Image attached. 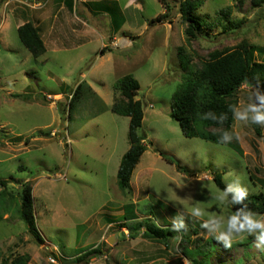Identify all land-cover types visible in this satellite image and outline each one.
Here are the masks:
<instances>
[{
  "label": "rangeland",
  "instance_id": "374dc122",
  "mask_svg": "<svg viewBox=\"0 0 264 264\" xmlns=\"http://www.w3.org/2000/svg\"><path fill=\"white\" fill-rule=\"evenodd\" d=\"M93 1L100 0H74L71 9L68 0H0V179L9 180L7 190L15 201L22 184L31 182L45 240L38 244L15 211L6 213L0 221V264L22 255L30 256L27 264H193L176 240L167 246L143 236V228L134 233L119 219H107L120 217L124 205L133 202L140 219L147 208L158 225L168 221L195 228L199 220L204 224L199 235L206 239L217 235V224L227 230V219L236 214L235 203L213 179L216 173L227 187L264 193V126L259 125L258 136L254 113L248 112L247 121L235 117L232 126L240 155L228 144L186 137L171 112L184 74L179 47L191 59L192 70L200 69L212 52L242 42L264 48V4L206 0L199 13L216 25L188 40L182 0H168L167 18L155 23L150 21L166 11L160 0H117L120 6L112 13L98 10ZM106 3L113 5L112 0ZM227 7L231 26L219 12ZM29 21L46 46L37 62L18 35V27ZM114 21H124L120 31ZM255 57L263 62L264 51L257 50ZM127 74L140 82L136 98L144 104L139 132L146 135V151L130 189L123 191L117 172L130 145V118L111 107L121 99L115 85ZM259 95L244 84L236 112L260 107ZM251 216L260 219L264 213ZM259 235V229L244 231L231 247L211 241L210 253L199 248L192 257L215 264H264V251L256 246ZM97 245L99 252L84 253Z\"/></svg>",
  "mask_w": 264,
  "mask_h": 264
},
{
  "label": "trees",
  "instance_id": "16d2710c",
  "mask_svg": "<svg viewBox=\"0 0 264 264\" xmlns=\"http://www.w3.org/2000/svg\"><path fill=\"white\" fill-rule=\"evenodd\" d=\"M113 5L106 3V0L93 1L96 8L100 11L111 12L112 9L118 8L120 5L117 0H112ZM164 4L166 11L159 14L150 22L165 21L168 11L172 9L168 0H160ZM206 0H182L180 4L181 19L187 24L185 34L188 40L197 39L204 28L207 26L212 29L216 23L208 21L209 18L201 15L199 10ZM69 7L72 9L74 0H68ZM264 4V0H252V5L260 7ZM221 16L229 23L233 24L229 18L231 13L230 7L223 8L220 11ZM121 19L124 16L120 15ZM120 22L119 24L123 23ZM115 31H120L121 27L117 23ZM227 25V27L229 26ZM18 35L21 43L30 51L35 62L46 52V46L38 27L32 22H26L18 27ZM263 52L264 48L255 45H248L242 42L234 49L223 52H212L210 59L202 64L200 69H191V59L182 47H179L178 56L180 59V67L184 71L183 80L179 83L177 90L173 94L171 103V112L178 121L182 133L186 137H199L206 141L216 144H228L238 154L242 155L243 151L236 140L232 131L235 122L237 110V94L239 89L248 84L264 94V61L256 60V52ZM82 85L79 84L72 95V101L77 99L79 90ZM90 88V86L88 85ZM120 91L121 99H116L111 107L114 113L128 116L129 123V148L125 151L121 158V162L117 172L118 186L121 190L127 191L131 187L132 177L137 165L144 152L146 151V135L139 132L143 126L144 120V104L141 99H137V92L140 88V82L133 74H127L115 85ZM91 89V88H90ZM235 110V111H234ZM208 118L205 119V115ZM257 135L261 136L259 125L255 124ZM231 135V140L222 139L224 134ZM164 159L170 163H175L177 168L188 173L186 167L169 155L162 154ZM216 185L226 192L227 196L235 203L236 213L243 215L262 214L264 213V193L247 194L240 202L233 200L234 193L227 192V186L224 184L222 175L216 173L213 177ZM0 221L4 219L6 213L15 211L19 219L28 227V231L38 244L44 243V237L38 229L35 217L33 185L30 181L24 182L19 191V201H15V196L7 190L9 180L0 179ZM9 197V198H8ZM137 203H128L124 205V213L118 218L107 219L109 223H116L119 219L122 224L129 229L138 233L143 228V236L157 242H161L169 246L170 242L176 240L179 252L186 258H192L193 264H215L213 261L201 258L196 259L192 255L199 249H209L211 252L212 242L222 243L214 236L203 238L200 234L204 224L199 220L195 222V228L182 224L183 227H176L168 223L158 225L156 215L144 208L141 213L145 217L141 219L138 216L140 211ZM110 217V216H108ZM161 218V217H160ZM194 232L196 238L190 232ZM134 235V234H133ZM201 245V246H200ZM99 245L84 252H99ZM264 260V255H262ZM30 260L29 255H22L13 258L11 264H27ZM5 261H9L8 259ZM4 261V262H5Z\"/></svg>",
  "mask_w": 264,
  "mask_h": 264
},
{
  "label": "clouds",
  "instance_id": "9594fccd",
  "mask_svg": "<svg viewBox=\"0 0 264 264\" xmlns=\"http://www.w3.org/2000/svg\"><path fill=\"white\" fill-rule=\"evenodd\" d=\"M261 101V106L257 107L255 105H250L248 110H245L243 112H236V117L240 121H247L248 120V112L251 111L254 113L252 116V121L254 124H258L261 126H264V95H259L258 97ZM235 111V110H234ZM208 118V115H205V119ZM231 135L228 133H225L223 138L224 140H231ZM227 192L234 193L233 200L235 202L242 201L246 196L247 192L239 187V186H229L227 188ZM226 195V193H225ZM195 215L199 216L200 213L198 211L194 212ZM241 213H236L231 215L230 218L227 219V230H224L223 225L217 224V235L215 238L218 241L223 242V244L226 247H231L233 240L236 239L238 236L237 234H241L244 231H247L248 233H252L254 230L259 229L260 235L258 237V240L260 243H257V248L264 251V218H253L251 215H243V218L241 219ZM176 227H183V225H177Z\"/></svg>",
  "mask_w": 264,
  "mask_h": 264
},
{
  "label": "water",
  "instance_id": "95a60500",
  "mask_svg": "<svg viewBox=\"0 0 264 264\" xmlns=\"http://www.w3.org/2000/svg\"><path fill=\"white\" fill-rule=\"evenodd\" d=\"M109 242H111V241L109 240Z\"/></svg>",
  "mask_w": 264,
  "mask_h": 264
}]
</instances>
